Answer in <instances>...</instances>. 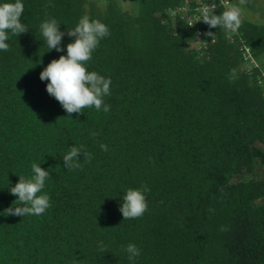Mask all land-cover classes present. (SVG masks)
I'll return each mask as SVG.
<instances>
[{"label": "trees", "instance_id": "16d2710c", "mask_svg": "<svg viewBox=\"0 0 264 264\" xmlns=\"http://www.w3.org/2000/svg\"><path fill=\"white\" fill-rule=\"evenodd\" d=\"M22 3L29 30L9 32L0 50V264H264V24L242 19L229 40L182 16L193 0H138L137 13L113 2ZM85 15L110 31L86 64L111 79L110 110L69 116L40 73L67 55V30ZM48 18L65 32L62 52L48 51ZM244 44L258 68L245 70ZM81 145L93 158L81 155L82 169L69 171L63 156ZM33 163L51 175L42 190L51 207L4 214L17 206L9 188L32 177ZM144 185L148 210L124 220L123 195Z\"/></svg>", "mask_w": 264, "mask_h": 264}, {"label": "clouds", "instance_id": "9594fccd", "mask_svg": "<svg viewBox=\"0 0 264 264\" xmlns=\"http://www.w3.org/2000/svg\"><path fill=\"white\" fill-rule=\"evenodd\" d=\"M247 0H238V5L227 6L221 14H214L216 4L210 3L198 9L200 16L197 22L202 21L209 28L221 27L229 32L235 33L242 26L243 8ZM54 5H46L49 7ZM24 12L22 0H6L0 3V50L8 51L9 32L14 36L27 33L28 28L21 22ZM47 16V13H45ZM40 30L46 42L48 51L56 50L62 52V38L65 32L60 31V24L55 18H48L40 24ZM69 37L74 41L66 46L67 55H61L59 59L52 60L40 73L41 81H49L46 86L47 93L54 97L66 110L69 116L72 113L83 114V109L94 107L97 111L101 109L107 113L110 105L104 103V97L110 95V78H105L95 71L89 72L86 64L92 59V53L98 48L100 40L110 35L109 28L99 20H90L85 15L72 29L67 30ZM207 36L214 38L215 33L209 31ZM93 137L98 133L92 132ZM103 151L107 146L100 145ZM83 155L85 161L91 162L92 154L87 152L83 145L72 146L63 156V166L69 171L82 169L80 157ZM32 177L25 179L19 177V181L9 188L10 194L17 197L13 202L17 206H10L4 210V214L24 217L26 215L40 216L51 207L50 197L43 193L46 180L51 178L49 171L43 169L40 164L31 165ZM150 189L144 185L141 188L127 189L122 197L119 211L124 220L143 216L148 210L145 193ZM117 227V226H116ZM221 231H226V226H221ZM101 251H105L101 243ZM129 261H134L140 255V250L134 244L126 247Z\"/></svg>", "mask_w": 264, "mask_h": 264}, {"label": "rangeland", "instance_id": "374dc122", "mask_svg": "<svg viewBox=\"0 0 264 264\" xmlns=\"http://www.w3.org/2000/svg\"><path fill=\"white\" fill-rule=\"evenodd\" d=\"M137 1L138 0H87L92 3L96 8L103 9L108 2H113L120 9L129 13H137ZM231 5H238V0H228ZM243 8L242 19L249 20L253 23L264 24V0H247L246 5L241 6ZM89 9V5L86 7ZM259 60L264 63V54H262ZM256 174L258 178L264 177V170L256 168Z\"/></svg>", "mask_w": 264, "mask_h": 264}, {"label": "built area", "instance_id": "2783aa9c", "mask_svg": "<svg viewBox=\"0 0 264 264\" xmlns=\"http://www.w3.org/2000/svg\"><path fill=\"white\" fill-rule=\"evenodd\" d=\"M215 3L216 6L217 4L221 3L223 5L228 4V2L226 0H193V5L192 6H181V11H182V16H185L188 20V22H191L193 19L197 21V19L200 16V12L198 11V9L202 8L205 5H208L210 3ZM216 9H214L215 11ZM235 33L229 32L227 31L226 36L229 40H232V36ZM195 46H197L198 48H200V43L198 40H195ZM203 47H205V45L202 43ZM250 48L248 45H243V49L241 51V56L243 58V60L245 61V70L250 71L251 67H257L258 65L255 62L254 58L252 57L251 53H250ZM261 77L264 78V73L261 74ZM261 77H257V83L259 85L264 86V79H261Z\"/></svg>", "mask_w": 264, "mask_h": 264}]
</instances>
